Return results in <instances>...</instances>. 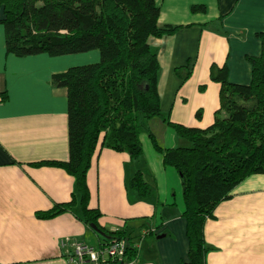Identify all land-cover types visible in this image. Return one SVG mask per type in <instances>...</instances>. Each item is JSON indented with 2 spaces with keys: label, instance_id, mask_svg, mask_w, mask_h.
Masks as SVG:
<instances>
[{
  "label": "crops",
  "instance_id": "0c3cea01",
  "mask_svg": "<svg viewBox=\"0 0 264 264\" xmlns=\"http://www.w3.org/2000/svg\"><path fill=\"white\" fill-rule=\"evenodd\" d=\"M160 26H181L172 36L151 38L160 64L158 92L162 113L172 124L207 129L220 109L221 84L212 67L227 68L228 81L247 85L249 58L259 57L264 31V0H156ZM193 6L205 10L192 11ZM0 9V264H70L67 239L92 247L104 236L83 220L74 177L48 163L70 159L68 90L52 83L70 67L96 63L88 54L21 57L7 52ZM187 68L183 80L179 68ZM164 149L182 144L162 118L147 120L140 133L143 155L137 162L126 152L102 146L87 176L89 208L109 232L124 231L139 243L140 264H182L189 259L185 202L180 174L163 163L150 138ZM141 171L152 194L141 198L130 180ZM76 200L73 209L50 219L38 213ZM147 234L144 235V232ZM206 264H264V174L246 178L208 219Z\"/></svg>",
  "mask_w": 264,
  "mask_h": 264
},
{
  "label": "trees",
  "instance_id": "16d2710c",
  "mask_svg": "<svg viewBox=\"0 0 264 264\" xmlns=\"http://www.w3.org/2000/svg\"><path fill=\"white\" fill-rule=\"evenodd\" d=\"M4 12L8 53L21 57L38 54L66 56L98 51L100 60L72 66L53 75L56 87L68 90L70 159L48 163L74 177L83 220L104 233V241L126 239L135 256L132 238L124 231L109 232L98 223L100 212L90 209L87 184L92 159L101 145L126 152L132 161L143 155L140 133L147 120L162 118L172 125L182 144L162 148L150 138L163 163L181 176L189 241V259L182 264H206L211 247L204 230L218 205L231 198L246 178L264 174V31L259 57L249 58L252 79L247 85L228 81L227 68L212 67L211 77L221 84L220 109L207 129L172 124L161 110L158 92L160 64L151 38L176 34L181 26H160L156 0H0ZM193 6L192 11H204ZM187 68H179L183 80ZM4 100V99H3ZM139 197L152 187L138 171L129 182ZM76 200L38 213L50 219L73 209Z\"/></svg>",
  "mask_w": 264,
  "mask_h": 264
},
{
  "label": "built area",
  "instance_id": "2783aa9c",
  "mask_svg": "<svg viewBox=\"0 0 264 264\" xmlns=\"http://www.w3.org/2000/svg\"><path fill=\"white\" fill-rule=\"evenodd\" d=\"M3 98L0 97V104ZM147 231L144 232V235ZM65 239L61 245L63 248H72L69 256L70 264H140L138 259L139 243L133 245L135 256H129V244L126 239H112L99 247H92L85 243L72 242Z\"/></svg>",
  "mask_w": 264,
  "mask_h": 264
},
{
  "label": "water",
  "instance_id": "95a60500",
  "mask_svg": "<svg viewBox=\"0 0 264 264\" xmlns=\"http://www.w3.org/2000/svg\"><path fill=\"white\" fill-rule=\"evenodd\" d=\"M90 227H91V229H93L94 231H96L98 234L104 236V233L96 225L92 224Z\"/></svg>",
  "mask_w": 264,
  "mask_h": 264
},
{
  "label": "rangeland",
  "instance_id": "374dc122",
  "mask_svg": "<svg viewBox=\"0 0 264 264\" xmlns=\"http://www.w3.org/2000/svg\"><path fill=\"white\" fill-rule=\"evenodd\" d=\"M90 53V52H89ZM99 53V52H98ZM86 54H88V53H86ZM100 60V58L98 59V61ZM97 61V62H98ZM86 64H91V63H85V64H81V65H76V66H82V65H86ZM151 120V119H150ZM142 160V159H141Z\"/></svg>",
  "mask_w": 264,
  "mask_h": 264
}]
</instances>
